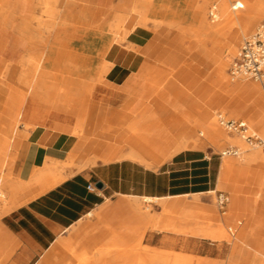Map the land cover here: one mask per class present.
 Masks as SVG:
<instances>
[{
    "label": "rangeland",
    "instance_id": "374dc122",
    "mask_svg": "<svg viewBox=\"0 0 264 264\" xmlns=\"http://www.w3.org/2000/svg\"><path fill=\"white\" fill-rule=\"evenodd\" d=\"M151 1L153 8L156 7L158 9V12L154 15L156 21L148 20L146 22V27L150 29L148 44L151 43L153 45V51L150 56L144 54V63L137 73L125 82L123 97L118 101H110L107 105V110L110 111L106 116L107 124H110L109 121L113 122L114 118H127L121 120L123 124L120 126L117 124L112 125V134L114 136L120 135L124 139L129 131H139L141 127H148L155 122L158 125L167 123L174 118L182 116L185 112L194 113L195 117L188 119L186 124L193 126L195 133L198 134L202 124L199 118L200 112L214 110L215 116L221 113L227 117L246 120L258 135L263 136L264 123H261L260 116L241 117L231 115L229 109L217 107L212 101L215 95L221 92L219 84L214 79L213 72L218 68L217 63L222 62L224 66H222L223 74H225L227 80L232 85L246 83L257 87L260 99L257 101L256 110L264 117V91L260 82L244 76L236 77L233 81L229 73L230 65L238 54L242 40L253 33L264 19V0H245V6L238 9H232V4L236 0H227L231 12H236L238 16L248 20L247 25L243 29L239 24L232 25L230 29L223 27L224 19L222 16L218 17L219 0H207L204 9L200 8L203 13L202 21H205L207 25L213 24L214 26H219V32L212 31L206 36L203 34V37L201 36L203 39L199 41L202 43L200 50L198 49V41L195 39L193 31L196 26L198 27L197 21H195L198 18V7L206 0ZM64 6L67 8L96 10L86 5L71 4L69 0L64 3ZM213 6L217 13L215 20H212L209 16V10ZM36 7L37 13H34V16H31L32 18L29 21L31 26L38 31L42 26L38 25L34 17L41 10L39 6L36 5ZM114 12L120 13V11ZM166 22L172 23L168 25ZM158 23L160 24L158 25ZM232 35H235L234 41L231 39ZM103 36L104 34L102 33L101 37ZM33 40H35V43H39V45L43 44L36 35ZM86 41L92 42L93 40L87 39ZM123 41L122 39L118 44L110 41V44L103 51L109 52L114 45L121 46ZM80 44L81 46L77 45V43L70 44L67 41V37L62 35L46 48L52 46L54 50L61 54L74 53L78 56L82 55L81 51L86 54L88 49L82 46L85 42H80ZM40 50L39 48L35 51ZM147 60L154 63L146 62ZM93 63L94 61L89 60L86 64L90 66ZM49 67L54 73L57 71V67ZM87 74L88 71H82L79 75L73 77V81L81 80ZM167 82L169 89L163 90V86H166ZM160 91H167L168 93L160 95ZM80 95L81 93H79L78 98H80ZM244 95L247 94L245 93ZM235 97L238 98L239 96L237 97L236 95ZM26 99L28 100V97ZM251 99L254 100V97H251ZM46 116L47 111L42 110L39 111L37 118L44 120ZM7 120V118L0 115V128H2ZM22 130L21 127L18 129V133H21L22 136L15 137L8 155L1 150L7 144V140L3 141L0 138L1 174L6 173L5 170L15 157L19 143L27 135L28 130L24 133L21 132ZM224 133L223 131L222 138L217 143L206 142L200 148V150H203L210 156V160L205 161V184L192 188L194 190H206L205 192L190 193L150 203L139 198L141 209L149 216L146 218L133 216L131 213L123 210L122 219L110 222V228L101 224L96 213L98 209L80 222V224L86 225L85 229H82L83 235L80 230L81 228H72L67 232L65 237H61L65 240L72 239L74 246L72 248H65L58 244L46 264L77 263L78 255L81 251H97L99 249H118L125 252L128 255V261H125L123 264H138L136 256L139 258L144 253L159 257L164 256L163 258L167 257L165 258L167 259L165 264H208L207 262L210 264H230L229 256L232 251V244L234 242L242 245L245 244L239 240L240 235H237L236 231H238V234L245 232L254 233L255 236L261 237L264 243V228L262 232L257 231V228L264 224V196L260 195L261 188H259V197L257 198L262 199V205L253 201L257 190L254 177L258 170L257 167L243 162V158L253 147L236 135H230L232 138H226L225 134L227 133ZM203 136H205V133ZM125 140H127V137L123 140L120 151L127 152L132 148V145ZM157 144L160 145L162 142L158 141ZM229 145L235 146L239 150V154L222 156L221 152ZM96 152L100 153V151ZM173 154L175 153L167 156L159 165L169 160ZM99 157L97 158L99 159ZM97 158L96 161L98 160ZM223 162L237 167H245L247 171L229 175L224 188L217 189L214 193H207L209 190L216 189ZM158 166L149 168H156ZM76 171L79 170L71 165L64 169L66 176ZM262 172L261 187L264 181V171ZM181 181L185 182L188 179L182 178L176 182ZM158 187H164V183H158ZM218 193H225L229 197L224 211L219 210L217 207L216 196ZM118 199L133 201L137 198L120 196ZM177 200L185 201L189 205L175 207L174 210L168 212L161 206L163 203ZM107 203L111 204V201ZM1 211L0 203V213ZM207 224L211 225L216 231H223L229 234V238H221L222 242H210L206 239L192 237L200 227ZM185 227L186 229L183 230ZM87 235L103 236L91 240L89 243L88 239H85ZM230 241L233 243H230ZM249 251L254 256L251 253L241 251L237 255L238 257H236L237 264H253V259L255 264H264V248L262 254L253 251L250 247Z\"/></svg>",
    "mask_w": 264,
    "mask_h": 264
},
{
    "label": "bare ground",
    "instance_id": "6f19581e",
    "mask_svg": "<svg viewBox=\"0 0 264 264\" xmlns=\"http://www.w3.org/2000/svg\"><path fill=\"white\" fill-rule=\"evenodd\" d=\"M66 1L36 0V5L41 10L34 17L38 25L42 26L38 31L31 26L29 21L34 15L31 18H27L9 11L0 4V30L5 33L13 31L25 37L28 41V46L26 45L27 48L20 61L17 83L14 85L7 84L4 81V76H0L1 83L28 97V104L21 115H19V119L11 123L9 121L12 120L8 119L0 128V138L3 141L7 140V144L1 150L7 155L9 154L15 137L22 136L21 133H18L20 127L23 129L21 132L24 133L37 126H48L62 133L70 134L77 139L64 160L47 158L41 167L32 171L31 176L27 180L11 178L7 173H0V203L3 211H8L12 207L23 203L25 199L22 198V194L26 192H29L30 196L33 197L61 183L67 177L64 173L66 167L71 165L81 170L95 163L96 158L100 155L96 151L101 152L106 145V141L100 139L97 134L102 129H109L111 125L106 122L105 116H107V112L104 114L105 122L92 120L89 116L90 104L94 97H98L97 93L99 90L102 91L98 98L103 101H107L114 92L125 93L123 90L125 83L116 85L105 79L112 63L105 60L108 52L103 51V49L110 44V41L118 44L122 39L126 40L129 32L139 27H146L148 20L156 21L147 17V10L151 0H135L129 12H109L110 18L108 22L106 21L107 23L105 22L104 26L101 24L98 28L96 27L97 29L90 30L78 26L75 22L63 17L61 12ZM244 1L236 0V9L243 8L245 6ZM206 2L207 0L203 4L201 3L198 9H204ZM219 16L223 17V27L227 29L236 24H239L243 29L248 23L247 19L241 18L236 12H231L227 0H219ZM127 24H130L129 28H126ZM218 29L219 26L207 25L201 18L198 27L196 26L193 31V35L199 42L203 39V34L206 36L212 31L219 32ZM102 33L104 34L103 37H101ZM35 35L40 38L43 44L35 43V40H33ZM62 35L67 37V41L70 44L77 43V45L81 46L80 42H85L82 46L89 49H87L88 55L87 52L84 54L82 51L80 52L82 55L78 56L74 53L61 54L54 50L52 46L46 48ZM233 38H235V35H232L231 39L233 40ZM87 39H92L93 41H86ZM234 47L236 48V46ZM39 48L41 49L40 51H35ZM89 60L94 61L90 66L86 64ZM8 65L9 67L11 66L10 64ZM49 66L57 67V71L54 73ZM217 66L218 68L213 73L221 92L215 95L212 101L213 104L222 109H229L231 115L241 117L260 116L261 123H264V117L256 110L257 101L260 99L257 87L246 83L232 85L225 74H223L222 68L224 66L222 62H218ZM82 71H88L86 77L73 81V77L79 75ZM234 79L232 78L233 81ZM260 85L264 91V85L261 83ZM167 89H169L168 82L166 86H163V90ZM79 93L82 95H80V98H78ZM164 93L168 92L160 91V95ZM245 93L250 96L244 95ZM236 95L239 97L236 98ZM251 97H254V100ZM42 110L47 111V116L44 120H39L37 116L39 111ZM93 112V115L97 114L95 111ZM194 117V113L185 112L182 116L174 118L167 123L158 125L155 122L148 127H141L139 131H133L125 140L132 145V148L119 157L137 161L141 165H145V167L158 166L160 162L172 153L185 149H200L206 142L217 143L222 138L223 131L227 133H224L226 138H232L230 135L233 134H229L218 125L214 110L200 112L199 118L202 124L198 134L195 133L193 126L186 124L188 119ZM156 125L157 127L155 128ZM204 133L205 136H203ZM158 141H161L162 144L158 145ZM252 147L253 149L243 158V162L264 171V152L259 146ZM260 195L264 196V181ZM142 200L150 203L160 199L144 196ZM180 201H174V204ZM167 205L163 203L165 209ZM123 210L128 211L133 216H141L142 218L149 216L141 209V203L136 199L133 201L123 200L115 204H104L96 213L101 224L110 228V222L122 219ZM236 233L240 235L239 240L242 243H245L253 251L262 254L264 243L261 237L247 232L238 234V231H236ZM196 234L194 236L207 238L210 241H217L225 237L229 238V234L223 231H216L208 224L200 227ZM101 236L87 235L86 238L90 243L91 240ZM60 243L65 248L74 246L72 239H64ZM52 252H54L53 249L46 253L39 264H46L52 256ZM163 257L144 253L139 258L136 256V260L138 264H165L167 262L165 258L167 257ZM127 258L128 255L118 249L83 250L78 255L77 263L72 264H123L128 261ZM207 263L210 264L209 262Z\"/></svg>",
    "mask_w": 264,
    "mask_h": 264
},
{
    "label": "crops",
    "instance_id": "0c3cea01",
    "mask_svg": "<svg viewBox=\"0 0 264 264\" xmlns=\"http://www.w3.org/2000/svg\"><path fill=\"white\" fill-rule=\"evenodd\" d=\"M134 2L135 0H69L71 4L86 5L96 10L64 6L61 13L63 17L77 25L97 29L101 24L104 26L105 22H108L109 12L125 11L127 13ZM0 4L9 11L27 18H31L34 13H37L36 0H0ZM157 10L156 7L153 8L151 1L147 10V17L155 19L154 15L158 12ZM197 16L195 21L198 25L203 16L200 9H198ZM129 27L130 24H127L126 28ZM149 33L148 27H139L127 34L126 40L121 46L114 45L107 53L105 60L112 63L105 76L108 82L122 85L137 73L145 61V55L150 56L153 51V45L148 44ZM27 43L25 37L13 31L5 33L0 30V76H4L5 83L11 85L17 83L19 65L28 46ZM197 46L200 50L202 43L197 42ZM8 64L11 66L9 67ZM101 91H98L97 96L100 95ZM123 94L114 92L107 101L99 99V96L94 97L89 109L90 118L98 122H105L106 116L104 117V114L109 111L107 110L108 103L118 101L123 97ZM26 103L27 99L22 93H18L12 87L0 82V115L16 121L24 111ZM93 111L97 114L93 115ZM125 119L127 118H114L113 122L109 121V125H111L109 129H102L98 132V137L105 140L106 145L100 152V157L95 164L72 173L61 183L36 196L31 197L29 192L22 194V198L25 199L23 203L8 211H1L0 264H39L46 253L52 249L55 250L58 244L61 245L60 241L64 240L61 237H65L68 231L72 228H81L83 235L82 229L86 225L80 224V222L108 201H111V204L123 201L118 199L120 196L135 197L136 200L148 196L163 200L206 191L192 188L205 184V161L210 160V156L203 150L186 149L179 151L156 168L145 167L137 161L120 158L119 156L125 152L120 151L123 140L133 131H129L123 139L120 135L114 136L112 134V125L120 126L123 124L121 120ZM75 143L76 138L70 134L62 133L48 126H37L28 130L26 137L21 140L17 147L15 157L5 171L15 179L27 180L32 171L41 167L47 158L64 160ZM257 170L258 172L254 177L257 190L253 201L262 205V199L257 197H259L258 191L261 188L263 170L258 168ZM244 171H247V168L223 162L216 189L209 190L207 193H214L217 189L224 188L229 175ZM182 178H186L188 181L176 182ZM98 181L103 184L102 189L88 190V184L92 183L95 186ZM158 183H164V187H158ZM166 205L165 210L168 212L174 210L175 207L189 205V203L181 200L177 204H174L173 201L166 203ZM161 206L163 207V205ZM258 228L257 231L262 232L264 224ZM192 237L210 241L207 238ZM225 238L228 239V237ZM231 248L230 264H237L236 257L241 251L251 253L246 244L234 242ZM252 262L255 264L254 259Z\"/></svg>",
    "mask_w": 264,
    "mask_h": 264
},
{
    "label": "built area",
    "instance_id": "2783aa9c",
    "mask_svg": "<svg viewBox=\"0 0 264 264\" xmlns=\"http://www.w3.org/2000/svg\"><path fill=\"white\" fill-rule=\"evenodd\" d=\"M232 7L236 9L237 2ZM209 16L212 20L217 18L214 6L209 10ZM229 73L232 78L244 76L264 85V19L252 34L242 40L238 54L230 65ZM216 118L218 125L226 132L237 135L250 146L261 147L264 152V135H258L246 120L227 117L221 113L217 114ZM230 154L238 155L239 150L235 146H227L221 152L222 156ZM87 188L90 191L96 190L92 183L88 184ZM228 201L229 197L225 193L217 194L216 204L219 210L224 211Z\"/></svg>",
    "mask_w": 264,
    "mask_h": 264
},
{
    "label": "water",
    "instance_id": "95a60500",
    "mask_svg": "<svg viewBox=\"0 0 264 264\" xmlns=\"http://www.w3.org/2000/svg\"><path fill=\"white\" fill-rule=\"evenodd\" d=\"M95 186L98 189H102L103 188V184L100 181L96 182Z\"/></svg>",
    "mask_w": 264,
    "mask_h": 264
}]
</instances>
